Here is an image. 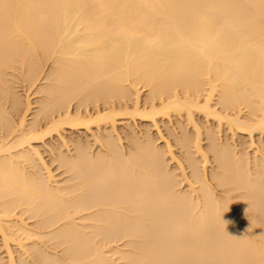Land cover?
<instances>
[{"label":"bare ground","instance_id":"1","mask_svg":"<svg viewBox=\"0 0 264 264\" xmlns=\"http://www.w3.org/2000/svg\"><path fill=\"white\" fill-rule=\"evenodd\" d=\"M0 264H264V0H0Z\"/></svg>","mask_w":264,"mask_h":264},{"label":"rangeland","instance_id":"2","mask_svg":"<svg viewBox=\"0 0 264 264\" xmlns=\"http://www.w3.org/2000/svg\"><path fill=\"white\" fill-rule=\"evenodd\" d=\"M21 86L22 85H20L19 87H18V89H19V91H22V89H23V86H22V88H21ZM144 88H141L140 89V94L142 95L143 93H144ZM23 92V91H22ZM37 94H33V93H31L30 95H29V98L32 100L35 96H36ZM141 103H143L142 101L140 102V104ZM129 105V104H128ZM143 104H141V106H142ZM131 105H129V107H130ZM195 113V112H194ZM198 112H196L195 114H194V119L196 120V122L199 124V126H200V128H202L201 130H203V132H204V126L205 127H208V128H214V126H215V128L212 130V131H214V132H216L217 133V128H219V127H217L216 128V125H214V124H216L212 119H210V118H208V119H204L205 117H203L200 113L199 114H197ZM200 115V116H199ZM202 116V117H201ZM27 118L29 117V115H27L26 116ZM136 117V118H135ZM171 119H167V118H165L164 117V119H158V120H156V124H157V126H158V128H159V130H160V133H161V136H162V139L163 140H167V141H169L170 143H171V149H172V151H173V153H174V155L177 157V159H179L180 160V158L178 157L179 156V148H178V146L174 143V141H173V136H172V134H168L167 133V129L166 128H170V130H171V128H173L172 130H174V128H175V130H174V132H178V128H177V130H176V124H175V126H174V118H173V116L171 115V117H170ZM130 122H131V125L135 128V129H140V128H142V126L143 125H145V123H146V120L145 119H143V118H139V116H137V115H134V119L132 120V119H128ZM144 120V121H143ZM181 120H183L182 118H181ZM210 121V122H209ZM125 122H126V120H124V119H118L115 123H116V125L119 127V126H122L123 124H125ZM145 122V123H144ZM184 122V123H183ZM213 123V124H212ZM183 124H185V125H183ZM208 124V125H207ZM214 125L213 127L211 126V125ZM182 125L185 127V129H187L188 131H189V133H191V126H190V124L189 123H187L185 120H183L182 121ZM150 127V131H151V133L153 132L154 134H155V127L153 126V125H149ZM221 129V131L219 130V133H217V136H219L220 138H225V136H226V138L229 136L230 137V135H228L229 134V132H228V130L224 127V126H222V127H220ZM225 128V129H224ZM93 130H94V128H93ZM226 130V131H225ZM65 134H67L68 132L70 133V130L69 129H66L65 131ZM68 133V134H69ZM74 134L75 133H81V132H73ZM152 133V134H153ZM239 135V134H238ZM204 137V133L203 134H201V137ZM228 137V138H229ZM227 138V139H228ZM231 138V137H230ZM235 138H237V137H235ZM254 138H257V136L255 135V137ZM48 139L49 138H47L46 140L48 141ZM229 140V139H228ZM256 140V139H255ZM160 141H162L161 139L158 141L160 144H162V142H160ZM121 142H125V140L124 139H122L121 140ZM205 142V140L204 139H202L201 140V143H204ZM229 142H230V140H229ZM91 145V144H90ZM92 149H96L97 147H96V145L94 144V145H92V147H91ZM43 156H44V158L45 159H48V155L46 154V152L45 153H43ZM207 165L209 164V163H206ZM187 170V169H186Z\"/></svg>","mask_w":264,"mask_h":264}]
</instances>
